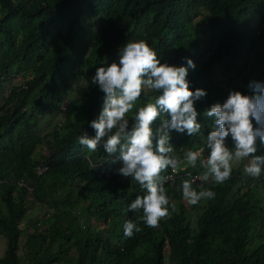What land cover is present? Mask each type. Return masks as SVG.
<instances>
[{
    "label": "trees",
    "instance_id": "16d2710c",
    "mask_svg": "<svg viewBox=\"0 0 264 264\" xmlns=\"http://www.w3.org/2000/svg\"><path fill=\"white\" fill-rule=\"evenodd\" d=\"M141 39L161 63L191 59L190 90L206 96L194 103L200 132H170L182 163L164 186L177 211L125 238L124 222L138 215L128 205L143 190L118 174L116 154L89 152L76 137L95 135L104 96L91 84L96 68ZM263 39L264 0H0V264H264V174L253 179L233 164L223 184L204 183L215 198L196 205L179 191L185 171H205L184 161L188 149L208 155L213 120L204 112L229 90L264 83ZM154 95L145 90L137 103ZM52 113L57 120L38 130Z\"/></svg>",
    "mask_w": 264,
    "mask_h": 264
},
{
    "label": "clouds",
    "instance_id": "9594fccd",
    "mask_svg": "<svg viewBox=\"0 0 264 264\" xmlns=\"http://www.w3.org/2000/svg\"><path fill=\"white\" fill-rule=\"evenodd\" d=\"M118 56V62L97 67L91 77V84L104 94L98 118L90 122L95 135L89 137L83 132L76 139L89 152H97L102 145L108 155L116 154L113 162L121 165L118 174L131 178L143 190V195H137L128 205L129 211L138 214L136 219L126 220L123 225L124 237L132 238L142 230L141 222L156 228L177 211L164 186L171 177L163 175L169 167L176 172L182 163L170 144V132L188 136L200 132L194 103L206 92L190 90L186 77L188 69L195 68L191 59L185 58L187 67L161 63L155 49L143 39L128 41L118 50ZM249 87L250 94L229 90L223 103H213L204 112L213 120L205 141L208 155L201 158L203 148L188 149L184 154L186 165L195 167L200 161L205 169L199 176L189 174L190 178L182 179L179 191L188 204L214 199L216 193L203 185H219L230 179L233 161L251 157L244 172L253 179L264 174V155H256L258 145L264 146V83L252 81ZM145 90L156 95L141 106L137 101ZM133 109L129 127L128 114ZM157 118L159 127L153 130L151 125ZM194 184L201 190L197 191Z\"/></svg>",
    "mask_w": 264,
    "mask_h": 264
},
{
    "label": "rangeland",
    "instance_id": "374dc122",
    "mask_svg": "<svg viewBox=\"0 0 264 264\" xmlns=\"http://www.w3.org/2000/svg\"><path fill=\"white\" fill-rule=\"evenodd\" d=\"M263 45H264V39H263L262 42H260V43L257 44L256 49H257V50H261V49L263 48ZM6 94H7V88L2 87V88H1V95H0V98H2L3 96H5ZM57 118H58V117H57L56 115H53V113H52V115H50V114H46L44 117H42V118L40 119V121H39V125L37 126V129L42 131L43 129L46 128V126H47L48 124H51V123L55 122V121L57 120ZM247 163H248V162H247L246 158H245L244 160H242V161H239V162L233 161V164H241L243 167H244ZM34 211H35V212H36V211H37V212L39 211V213H40V210L36 209V207H35ZM28 230H29V228L27 227L26 231H28ZM3 250H4V237L0 234V256L2 255Z\"/></svg>",
    "mask_w": 264,
    "mask_h": 264
},
{
    "label": "built area",
    "instance_id": "2783aa9c",
    "mask_svg": "<svg viewBox=\"0 0 264 264\" xmlns=\"http://www.w3.org/2000/svg\"><path fill=\"white\" fill-rule=\"evenodd\" d=\"M43 168H44L43 165H41V164L37 165L36 172H40ZM175 173L176 172H173L172 169H171L169 172H167L165 174V176L171 177V179H169V181H172L173 178H174V174ZM185 174H188L189 175L190 173H188V171H185ZM196 176H199V175H196L195 173L194 174L193 173L191 174V177H196ZM189 178H190V176H189Z\"/></svg>",
    "mask_w": 264,
    "mask_h": 264
}]
</instances>
